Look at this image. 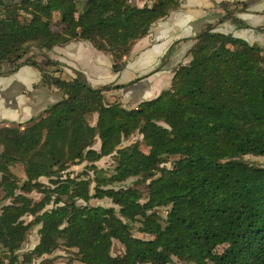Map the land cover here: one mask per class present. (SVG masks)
Listing matches in <instances>:
<instances>
[{
    "label": "trees",
    "instance_id": "16d2710c",
    "mask_svg": "<svg viewBox=\"0 0 264 264\" xmlns=\"http://www.w3.org/2000/svg\"><path fill=\"white\" fill-rule=\"evenodd\" d=\"M239 4H224L220 22L246 28L236 8L227 10ZM179 5L0 0V75L4 65L7 74L31 66L41 75L36 87L63 93L23 127L0 126V264L59 250L79 264H264V166L243 160L264 157L262 47L206 25L169 89L135 109L106 103L111 87L93 89L80 73L64 80L46 56L86 41L118 72L133 44ZM135 134L149 153L126 143ZM103 159L114 161L109 173L96 165ZM77 165L83 171L73 174ZM103 199L112 207L89 204ZM35 227L38 242L25 251ZM113 241L121 255L111 254Z\"/></svg>",
    "mask_w": 264,
    "mask_h": 264
},
{
    "label": "crops",
    "instance_id": "0c3cea01",
    "mask_svg": "<svg viewBox=\"0 0 264 264\" xmlns=\"http://www.w3.org/2000/svg\"><path fill=\"white\" fill-rule=\"evenodd\" d=\"M236 8L235 17L247 25L240 27L230 21L220 22L225 15L224 4ZM213 25V32L228 34L264 49V0H180L179 8L155 22L148 34L137 40L124 61L123 68L114 72L110 56L97 51L86 41H73L53 47L46 56L62 65L66 81L80 73L89 87L100 89L108 104L120 103L126 109L150 101L168 90L173 75L185 65L195 36ZM37 60L42 55H36ZM4 65L0 75V126L16 128L63 99L55 88L36 87L40 72L22 66L11 74ZM96 116H93V120ZM98 143L96 148H98Z\"/></svg>",
    "mask_w": 264,
    "mask_h": 264
},
{
    "label": "rangeland",
    "instance_id": "374dc122",
    "mask_svg": "<svg viewBox=\"0 0 264 264\" xmlns=\"http://www.w3.org/2000/svg\"><path fill=\"white\" fill-rule=\"evenodd\" d=\"M134 3H136L137 5L141 6L143 3L142 2H138L135 1ZM188 62V59L186 61V63ZM139 143L140 146L139 148L144 152V153H149L151 151L150 148L145 147L143 145L142 142V136L135 134L131 140L129 142H126L127 144L129 143ZM125 145V144H124ZM113 159H103L102 161L98 162L96 165L100 168L103 169L105 171H107V173H109L111 171V169H113ZM243 160L246 161L247 163H250L252 165L255 166H264V157H255V156H251V155H247L245 157H243ZM169 163V162H168ZM83 167L84 165H77L74 167L70 168V171H72L73 174H78L81 173L83 171ZM17 175H21V171L18 169H14L13 170ZM41 181L44 184H47V180L46 179H41ZM133 181V179H129L128 181H126L125 183L122 184H115L113 185V187L115 188H120V187H127L128 185L131 184V182ZM30 197H32L33 199L37 200L40 195L33 192L29 195ZM89 204L91 206H101V207H112V203L110 200L108 199H103V200H91L89 202ZM159 214L163 217V211L162 209L159 211ZM31 220L30 217H26L25 221L29 222ZM39 227H35L28 235L27 237V241L24 244L23 249L25 251H29L32 250L33 247L37 244L38 242V237H37V230ZM135 236L138 237H142V238H148V236H144V235H139L137 233H134ZM123 253V246H121L117 241H113V245H112V249H111V254L113 256H117V255H121ZM79 264L75 259H74V255L72 251H67V250H59V251H55L53 252L51 255L49 256H44L42 258L39 259H33L29 264ZM171 264H180L176 258L173 259V262ZM185 264V263H182Z\"/></svg>",
    "mask_w": 264,
    "mask_h": 264
}]
</instances>
